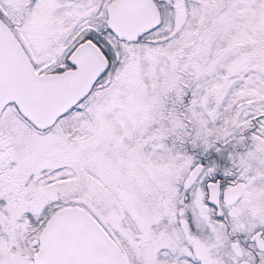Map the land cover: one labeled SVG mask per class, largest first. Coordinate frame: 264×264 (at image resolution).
Instances as JSON below:
<instances>
[{"label": "snow or ice", "instance_id": "6c2138e0", "mask_svg": "<svg viewBox=\"0 0 264 264\" xmlns=\"http://www.w3.org/2000/svg\"><path fill=\"white\" fill-rule=\"evenodd\" d=\"M0 264H264V0H0Z\"/></svg>", "mask_w": 264, "mask_h": 264}]
</instances>
